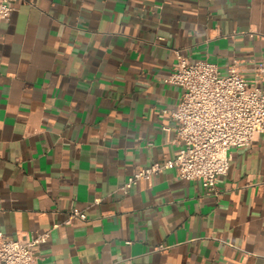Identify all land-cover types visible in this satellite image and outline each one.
Returning a JSON list of instances; mask_svg holds the SVG:
<instances>
[{
	"label": "crops",
	"instance_id": "0c3cea01",
	"mask_svg": "<svg viewBox=\"0 0 264 264\" xmlns=\"http://www.w3.org/2000/svg\"><path fill=\"white\" fill-rule=\"evenodd\" d=\"M0 21V228L51 230L41 264H264V133L209 193L177 169L180 50L249 78L264 0H18ZM87 220L63 221L70 207ZM164 246L159 248V246Z\"/></svg>",
	"mask_w": 264,
	"mask_h": 264
},
{
	"label": "built area",
	"instance_id": "2783aa9c",
	"mask_svg": "<svg viewBox=\"0 0 264 264\" xmlns=\"http://www.w3.org/2000/svg\"><path fill=\"white\" fill-rule=\"evenodd\" d=\"M17 1L0 0V21L12 16ZM176 54L166 81L181 87L182 95L177 106L165 112L174 121L167 128L175 131L179 152L173 159L135 169L120 187L124 193L142 179L176 168L179 177L199 180L217 195L219 180L230 168L232 149L250 146L264 133V63L257 65L251 79L236 65L223 73L208 59L193 61L180 50ZM87 218L86 209L72 206L63 223ZM50 235L47 230L11 237L0 228V264H41L34 248Z\"/></svg>",
	"mask_w": 264,
	"mask_h": 264
}]
</instances>
